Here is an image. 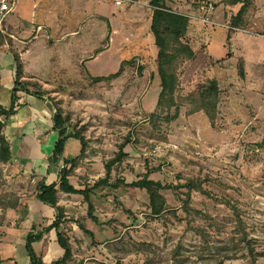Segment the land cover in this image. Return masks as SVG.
I'll return each instance as SVG.
<instances>
[{
  "label": "rangeland",
  "instance_id": "1",
  "mask_svg": "<svg viewBox=\"0 0 264 264\" xmlns=\"http://www.w3.org/2000/svg\"><path fill=\"white\" fill-rule=\"evenodd\" d=\"M205 2L182 0L183 15L190 20V33L182 41L191 51L180 54L174 64L178 84L173 99L179 116L170 124L150 117L166 115L157 108L160 81L151 32L150 42L143 39L138 49L128 44L131 34L124 39L120 32L115 34L121 37L116 45L110 31L118 24L115 18L150 8L94 0L83 6L85 13L60 15L62 32H78L70 48L72 55L85 53L81 67L87 79H74L73 73L67 75L71 82L57 79L53 59L62 60L64 53L48 44L34 48L40 54L33 57L43 59L42 76L50 79L45 88L31 78L24 81L39 86L53 108L68 118V125L88 141L72 183L93 187L121 147L126 153L110 180L123 179L125 185L91 193L99 224L87 218L82 197L64 200L69 207L66 217L82 219L94 236L87 237L74 223L61 225L72 248V264H251L248 252L239 250L244 245L241 231L254 249L255 264H264V0H257L258 10L253 8L244 19L248 23L239 28L229 27L233 13L216 12L212 1L211 24L202 23L207 15L200 7ZM28 17L22 19L24 26ZM252 19L256 24L248 27ZM58 31L52 32L53 38ZM68 48L62 47L67 55ZM31 84L32 92L40 90ZM213 84L219 95L211 125L204 113L192 114L185 99ZM80 149V142L70 138L64 157L73 159ZM5 166H0V197L14 194ZM148 169H154L149 180L173 187L163 192L166 211L159 218H150L146 192L129 187ZM193 182L210 197L189 190L186 186ZM227 202L238 210V217ZM12 212L0 210V264L22 263V239L10 233L16 227Z\"/></svg>",
  "mask_w": 264,
  "mask_h": 264
},
{
  "label": "crops",
  "instance_id": "2",
  "mask_svg": "<svg viewBox=\"0 0 264 264\" xmlns=\"http://www.w3.org/2000/svg\"><path fill=\"white\" fill-rule=\"evenodd\" d=\"M206 1L208 3L211 1L214 2L216 12L220 11L221 13H225L226 10H229L234 16L240 9V5H231L229 3L230 0ZM148 2L150 3L151 0L144 4L148 5ZM256 2L257 0L253 2L248 14L250 12L254 13L253 8L258 10ZM88 3H94V0H16L17 8L14 9V12L7 19V25L5 26L6 35H0L4 39V44L0 45V105L5 110L10 109L11 97L13 89L15 88V56L19 58L23 65V73L25 76L23 80L31 78L42 83L43 88L48 85V79L50 78L47 79L42 76V73H44V69L42 68L43 59L40 58L41 56L39 58L33 57L39 53L38 51L35 53L34 50L39 45L45 48L44 46L48 44L49 47L60 49L62 54L64 53L62 60L61 58L58 60L53 59L57 66L54 75L57 74L60 77H57V79H64L71 82L72 78L67 77V75L72 73L75 75L74 79H87L84 77V74L88 73L82 70L81 67L85 62V53H82L80 56H75V54L72 55L70 48L72 46L70 39L76 38L78 32H62L60 26L58 27V18L60 15L71 16L77 15L79 12L85 13L86 10L83 9V6L88 5ZM63 5L64 7H62ZM166 6L175 13L182 15L185 13L183 12L185 6L182 0H166ZM128 7L130 6L126 8ZM26 14L29 16V20H27L29 24L24 26L22 19L23 17L25 18ZM151 16V9H138L132 12L130 16L122 15L117 19L115 18L118 24L110 30L112 31L111 36H113V42L119 43L121 42V37L124 39L126 35L131 34V39H128V44L138 45V49L143 47V39L146 38L150 42L147 33L148 31L150 32ZM247 23L248 21H246ZM249 23L247 25L248 27L255 26L256 24L254 19L250 20ZM58 29L60 33L58 31L57 37L53 38L52 32ZM118 32L121 35L119 38L118 35H115ZM189 33L190 28L187 34L189 35ZM62 47L64 49L69 47L70 54L67 55L63 52ZM216 53L212 52L213 55H217ZM221 53L226 54V52ZM156 56L157 51L154 59H156ZM90 77L93 79V76ZM16 88L18 89V87ZM16 97L17 106L15 108V115L2 120L5 124L4 135L10 143L11 148V159L5 166V173L7 174L8 183L11 185L13 193L19 198V206L12 212L16 220L15 234L14 232L10 233L15 238L22 239V252L19 256L20 262L22 263L20 264H29V258L25 251L26 237L30 233H43L42 240L35 243L33 249L37 256L42 257L44 264H52L62 257L63 251L57 244L56 232L50 230L48 233H45V230L54 223L57 214L53 208L41 203L38 200V196L40 194V185L58 186L60 171L63 168L62 161L57 164L52 163L54 147L59 140V132L54 129V108L46 96H38L36 92H32L28 88L25 90L18 89ZM2 98L5 100H2ZM65 150L66 144L64 153ZM63 159L71 160L66 159L64 154ZM70 183L76 189H79L72 183V177L70 178ZM77 196L62 192L58 193L57 206L63 208L65 216L69 214V207L64 203V200ZM7 238L9 239L8 235Z\"/></svg>",
  "mask_w": 264,
  "mask_h": 264
},
{
  "label": "trees",
  "instance_id": "3",
  "mask_svg": "<svg viewBox=\"0 0 264 264\" xmlns=\"http://www.w3.org/2000/svg\"><path fill=\"white\" fill-rule=\"evenodd\" d=\"M255 0H230L231 5H240L238 12L231 18L229 22V27L239 28L243 26L244 19L251 9L253 2ZM152 10L151 16V26L150 32L154 38V45L157 49L156 63H157V76L160 81V93L157 101V108L162 111H165L166 115L161 117L156 114H152L150 117L153 120L163 121L166 124H170L172 121L176 120L179 116V107L175 104L173 95L177 88L178 77L174 69V64L176 63L177 57L182 53H190V47L188 44L183 43V39L188 33L190 26V20L188 17L182 14L175 13L171 11L166 6V0H151L149 3ZM4 44V39L0 36V45ZM15 64V88L13 89V94L11 97V106L9 110H5L0 105V166L6 165L11 159V148L10 143L8 142L6 136L4 135L5 124L2 119H8L11 116L15 115V108L17 103L16 93L18 89L25 90L30 86L29 81L23 80V65L20 62L17 56L14 57ZM31 86L38 87L35 84ZM18 87V89L16 88ZM1 91V89H0ZM36 95L43 96L44 93L40 90L36 91ZM218 95L219 91L215 84L211 85L209 88L204 89L199 92L197 95H189L185 99L188 104L191 106V113H204L211 125L214 124L216 119L217 104H218ZM174 109V113L171 116L170 111ZM54 129L59 132V140L54 147L52 163L57 164L62 161L63 168L60 171L59 184L52 186H45L44 184L40 185L38 200L53 208L57 214L54 223L49 226L45 233H48L50 230L56 232V241L59 248L63 251L62 257L52 263V264H72V248L70 245L69 238L66 235L59 231L61 225L65 223H74L78 229L84 233L87 237L93 239V233L86 229L84 221L82 219H68L64 210L61 207H58V198L57 195L59 192L68 194V195H78L83 198L87 204V218L95 224H99V220L94 216V206L91 202V193L94 190L100 188H112L116 189L120 185H125L123 179H118L114 183H111V174L112 170L119 165L124 158H126V153L123 152V148H120L118 154L108 161L105 164V176L103 179H99L94 183L93 187H84L76 189L70 183V178L74 176L76 169L79 167L80 163L86 157V151L88 148V141L84 137L83 132L79 130L72 129L68 123L69 120L66 116L62 114V111L59 108L54 109L53 115ZM71 130L69 131V128ZM70 138L76 139L80 142L81 149L77 157L71 160L63 159L65 144ZM154 169H148L145 175L138 181L132 182L129 184V187L138 189L146 192L148 197V211L150 218H159L166 211V199L163 195L164 191H172L173 187L170 185H162L159 182H154L149 180V176L152 174ZM3 178V170L0 167V179ZM189 190L198 191L206 196H209L201 185L195 182L189 183L186 186ZM227 206L231 208L235 216L238 217V210L230 206L229 203H226ZM19 205V199L14 194H8L0 197V210L3 213L10 211H15ZM239 231V229H238ZM242 237L240 242L244 245L239 249L241 252L247 251L248 256L251 259V264L256 263V257L254 256V249L247 240V236L244 231H241ZM43 233L41 234H32L30 233L25 240V251L29 258V264H44L41 256H37L34 252L33 245L42 240ZM238 250V251H239ZM227 258V257H226Z\"/></svg>",
  "mask_w": 264,
  "mask_h": 264
},
{
  "label": "built area",
  "instance_id": "4",
  "mask_svg": "<svg viewBox=\"0 0 264 264\" xmlns=\"http://www.w3.org/2000/svg\"><path fill=\"white\" fill-rule=\"evenodd\" d=\"M116 6H141L148 7L150 9L151 6L147 4H143L137 0H113ZM16 7V0H0V35H6L5 32V23L9 16L14 12ZM200 9L205 12V15L200 21L204 24H211L210 19L208 18L214 12V8L211 3L205 2Z\"/></svg>",
  "mask_w": 264,
  "mask_h": 264
}]
</instances>
